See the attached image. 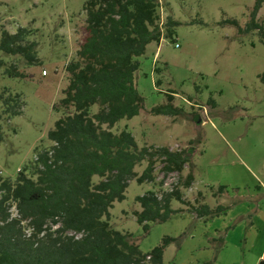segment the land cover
I'll return each mask as SVG.
<instances>
[{
  "label": "rangeland",
  "instance_id": "1",
  "mask_svg": "<svg viewBox=\"0 0 264 264\" xmlns=\"http://www.w3.org/2000/svg\"><path fill=\"white\" fill-rule=\"evenodd\" d=\"M86 1L0 0V37L3 31L16 33L28 28L26 40L38 43L40 60L37 65H29L22 56L0 52V95L18 96L22 110L21 115L12 117L4 113L0 100V174L4 178L15 181L23 171L36 179L38 154L53 145L48 132L67 114L63 108L57 109L69 83L66 67L87 36ZM159 1L158 24L163 38L160 44H149L139 58L142 66L136 75L145 109L133 119L119 121L112 131L129 130L140 148H193L196 182L185 188L190 166L187 164L183 173L166 174L164 159L158 158L155 181L139 184L133 180L127 198L115 202L111 209L110 223L132 234L144 252L160 245L165 236L175 238L165 250L164 264H256L264 253V41L258 30L240 31L246 30L251 20L255 0ZM234 19L240 27L228 22ZM169 20L179 23L172 27L173 37H168ZM258 21L264 25V4ZM12 68L25 77L9 76L7 70ZM170 90L176 92L173 103L187 115L151 114L153 107L168 103ZM210 99L215 100V107ZM100 109L93 106L91 115ZM147 166L145 160L136 171L141 175ZM102 180L93 178L95 184ZM220 185L227 186L232 198L223 204L234 202L243 208L246 204L248 210L254 207L246 219L239 218L229 226L228 232L233 233L227 240V228L220 229L230 218L209 223L184 211L151 224L149 233L137 222L139 195L155 191L162 196L179 189L195 205L197 199L204 201L199 196L202 189L204 198L214 206V199L225 194L219 192ZM259 191V198L250 197ZM245 195L244 199L239 197ZM172 206L184 209L189 205L173 201ZM256 211L260 213L255 219L260 230L245 236L239 226L245 221L250 228ZM12 212L17 216L15 206ZM220 236H224L227 248L213 242Z\"/></svg>",
  "mask_w": 264,
  "mask_h": 264
},
{
  "label": "trees",
  "instance_id": "2",
  "mask_svg": "<svg viewBox=\"0 0 264 264\" xmlns=\"http://www.w3.org/2000/svg\"><path fill=\"white\" fill-rule=\"evenodd\" d=\"M263 4L264 0H255L251 20L246 30L240 31L258 30L264 41V25L258 21ZM159 7V0L84 3L87 36L76 58L67 64L69 83L57 108L67 114L48 132L53 145L38 154L37 178L20 171L12 181L0 174V264H164L165 250L175 238L165 236L160 245L144 252L132 234L123 233L110 223L111 209L115 202L127 198L133 180L139 184L155 181L158 158L164 159L166 174H180L187 164L190 166L185 188L195 181L193 148H140L129 130L112 131L119 121L133 119L145 109L136 75L142 66L139 58L145 55L149 44L162 41ZM228 22L240 27L235 19ZM169 24L168 37H173L172 27L179 23L169 20ZM28 32L25 27L16 33L3 31L0 52L22 56L29 65L39 64L38 43L26 40ZM7 71L9 76L25 77L15 68ZM174 94L170 90L168 103L153 107L151 114L186 116V111L173 103ZM17 97L0 95L4 113L12 117L22 114ZM209 102L216 106L214 99ZM95 105L101 109L91 115ZM145 160L148 166L139 175L136 167ZM95 176L103 180L95 184ZM218 190L226 193L227 186L220 185ZM174 200L188 204L199 218L207 219L220 216L236 204L196 206L185 200L179 189L162 196L148 191L136 197L141 210L135 213L146 233L150 232L151 223L165 222L185 211L174 209ZM13 206L17 216L12 212ZM213 242H220L223 247L224 236ZM258 264H264V259Z\"/></svg>",
  "mask_w": 264,
  "mask_h": 264
},
{
  "label": "crops",
  "instance_id": "3",
  "mask_svg": "<svg viewBox=\"0 0 264 264\" xmlns=\"http://www.w3.org/2000/svg\"><path fill=\"white\" fill-rule=\"evenodd\" d=\"M195 182H196V178H195ZM197 182H199V181H197ZM206 183H204L203 185H205ZM206 185H211V186H214V185H212V184H206ZM226 186V185H225ZM261 188L263 189L264 188V186L263 185H261ZM201 190L202 189H200V192H201ZM260 191H261V189H260ZM260 191H259V193L258 194H256V195H251V194H249L250 195V197H254V196H257L258 197V195L260 194ZM199 192V193H200ZM229 194H230V192H229V190H228V188H227V192L225 193V194H223V195H221L220 197L218 196V197H216L215 199H214V201H215V205L214 206H212L211 204H209V202L204 198V196H206V194H203L202 193V197L203 198H201V199H203L204 201L202 202V201H200V200H198L197 199V204H195L196 206H198L199 204H208L211 208H215V207H217L219 204H223V203H225V202H227L228 200L227 199H232L230 196H229ZM184 195V194H183ZM204 195V196H203ZM248 195V194H247ZM247 195H245V196H239V197H241V198H243L244 199V197H247ZM259 198V197H258ZM184 199L186 200V198H185V195H184ZM246 199V198H245ZM222 200H224V201H222ZM249 200V199H248ZM174 201H177V200H174ZM178 202H180V201H178ZM191 203V202H190ZM172 204H173V202H172ZM192 204V203H191ZM232 204H235L234 202L232 203ZM262 204V203H261ZM254 206V205H253ZM184 209H185V212H186V214H191L194 218H199L198 216H197V214H195V212H193V211H189L188 209H189V206H188V208H186V207H184ZM254 209V207H252L250 210H248L247 208H246V204H245V207L243 208L242 206H237L236 207V205L234 206V205H232V207L230 208V209H228L227 211H225L223 214H221L220 216H216V217H214V218H199V219H203L204 221H209V223H212L213 221H216V220H221V219H223L224 221H226L228 218H230V220L229 221H227V222H224V226L220 229L221 231H223V230H225L224 228H228L229 226H231V224L235 221V220H237V219H246V217H248L250 214H251V211ZM247 210V211H246ZM256 214H257V211H256ZM260 214V213H259ZM259 214H257V216L256 217H254L253 218V221H251V223H252V225H251V227L249 228V226H248V224H246V222L245 221H243L242 223H241V225L239 226V229H241V231L243 230V233H244V235L246 236V235H248V234H250V233H253V232H255V231H258V230H260V227H259V225H257V222L255 221V219L256 218H258V216H259ZM174 216V215H173ZM172 216V217H173ZM236 218V219H235ZM211 219H213L212 221H211ZM151 224H153V223H151ZM227 224V225H226ZM253 231V232H252ZM233 232H228V234L226 235V240H227V238L229 239L230 238V236H231V234H232ZM248 239V238H247ZM228 246L226 245V243H225V246H224V248H227ZM164 258H165V256H164ZM262 259H264V253L263 254H261V256L257 259V262H256V264H258L259 262H260V260H262Z\"/></svg>",
  "mask_w": 264,
  "mask_h": 264
},
{
  "label": "built area",
  "instance_id": "4",
  "mask_svg": "<svg viewBox=\"0 0 264 264\" xmlns=\"http://www.w3.org/2000/svg\"><path fill=\"white\" fill-rule=\"evenodd\" d=\"M177 46H179V45L177 44ZM44 74L46 75V74H47V71H44ZM172 175H173V176H172V177H173L172 179H173V181H174L175 176H174V174H172ZM166 185H169V183H168L167 181H166ZM172 190H173V189H172ZM172 190H170V191H172Z\"/></svg>",
  "mask_w": 264,
  "mask_h": 264
},
{
  "label": "water",
  "instance_id": "5",
  "mask_svg": "<svg viewBox=\"0 0 264 264\" xmlns=\"http://www.w3.org/2000/svg\"><path fill=\"white\" fill-rule=\"evenodd\" d=\"M200 121V120H199Z\"/></svg>",
  "mask_w": 264,
  "mask_h": 264
}]
</instances>
